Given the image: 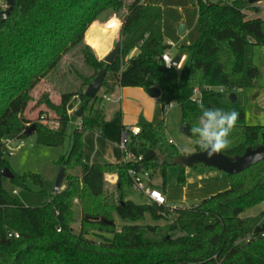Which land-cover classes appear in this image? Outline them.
Returning <instances> with one entry per match:
<instances>
[{
	"label": "trees",
	"instance_id": "trees-1",
	"mask_svg": "<svg viewBox=\"0 0 264 264\" xmlns=\"http://www.w3.org/2000/svg\"><path fill=\"white\" fill-rule=\"evenodd\" d=\"M194 1L199 36L183 47L191 57L182 84L176 69H167L161 61L170 46L163 38L159 7L131 0L124 13L125 0H15L6 19L0 13V264H264V216H245L264 205V161L227 176L226 191L195 206L172 209L149 201L136 205L124 194L132 187L129 170L146 169L152 178L154 170L164 177L167 166H177L174 160L182 154L167 141L163 120L154 124L140 119V133L131 136L127 145L132 161H84V135H102L104 126L99 110L92 115L97 98L91 101L84 96L100 70L106 71L104 80L111 74L120 87L158 88L162 115L167 104L176 102L188 137L200 115V104L237 111L230 146L221 151L226 156L242 155L246 148L260 145L264 126L244 124L238 92L252 87L258 77L251 57L253 47H264V21L246 18L244 11L250 5L244 0L225 5ZM101 16L117 17L118 40L125 38L112 65L99 61L85 44L86 30ZM76 48L91 74L81 77L78 90L63 93L59 104L47 95L37 102L36 106L44 105L55 114V130L41 124L40 117L32 122L24 115L31 92ZM135 48L139 54L126 61ZM220 87L225 92L217 91ZM231 93L236 100H229ZM77 98L82 108L80 126L72 131L70 149L57 164L64 170H79V177L65 174V188L46 205L27 207L3 189L1 171L10 170L4 141L25 138L24 131L34 124L38 144L61 147L68 124L77 118L79 108L68 114L71 100ZM119 119L117 113L114 121ZM200 151L196 146V152ZM184 169L179 167L180 184L185 182ZM109 174L117 177L112 192L106 183ZM27 177L13 174L11 181L25 187ZM32 180L42 184L39 176ZM161 191L165 192L164 180ZM74 202L81 215L77 232L72 227ZM147 218L154 224H143ZM9 233L19 237L8 238Z\"/></svg>",
	"mask_w": 264,
	"mask_h": 264
},
{
	"label": "rangeland",
	"instance_id": "rangeland-1",
	"mask_svg": "<svg viewBox=\"0 0 264 264\" xmlns=\"http://www.w3.org/2000/svg\"><path fill=\"white\" fill-rule=\"evenodd\" d=\"M130 2L131 0H125V8L123 10L124 13H126V6ZM260 3L264 5V0ZM172 54L174 56L180 55L181 57V61L179 63L180 69L176 68V75L178 82L182 84L186 81L191 56L189 51L176 46L172 48ZM251 59L253 65L257 67L259 71L258 77L254 81L252 87L238 92V96L244 108V124L247 126H264V47H253ZM127 60L128 58H126V61ZM90 74V69L83 65L79 50L77 48L71 50L63 57L57 68L45 79H43L31 92L32 100L28 104L25 111V117L30 119L32 122H35L40 117L41 120H39V122L41 124L49 129L55 130L58 127L55 121V114L44 105L36 106L37 102L47 95L52 103L56 105L59 104L63 93L78 90L82 84L81 77H86ZM104 83L105 85L114 83V77L111 74H108ZM104 94L105 91L103 86L96 97L97 103L94 106L92 115H95L96 110L100 111L101 119L104 121V127L102 129L104 131V133L102 132L104 137L101 138H104L106 141L110 140V142L116 144V150L119 149V153L121 152L122 155H124L122 150L119 148L120 125L114 121V118L112 120V115L109 113L111 103L101 99ZM171 103L166 105L164 115H162V109H160L161 115L157 123L163 120L167 141L177 147L178 150H181L184 154L188 155L191 152L196 151L197 145L195 144L194 139L181 132L180 127L182 124L180 122L179 109L178 107L176 108V104L169 107ZM71 104L73 106L72 111H75L80 107L78 98L72 99ZM88 113L89 111L87 110L84 115H89ZM140 119L141 116L137 115L129 119L128 123H124V126H139ZM79 123L80 119L75 118V120H72L68 124L65 131L64 143L61 147L42 146L37 143L35 134L27 136L21 140L16 139L15 142H13L12 147L15 148L17 145H21V148L15 151L13 155L7 156L9 167L13 174L18 176L27 175L28 177L26 178L25 187L15 186L11 179L3 178L2 185L5 192L16 201L30 208L42 207L46 205L53 195L54 183L61 168L57 162L61 156L66 155L69 151L72 140V131ZM83 143L85 145L84 159L87 160V157L90 158L89 156H91L95 149L94 143L90 138V133L84 135ZM114 144L111 143L109 147ZM185 149L188 150L185 151ZM86 160L84 161L86 162ZM188 169L194 168H185L184 173L185 171H190ZM65 174H71L79 177V170L66 169ZM33 176H39L41 178L42 184L40 186L33 182ZM178 177L179 167L177 166H167L164 177L160 170H154L152 186L161 191L164 180L167 194V206L170 208L195 206L193 204L200 201H194L192 199L191 190L186 192L182 190L184 183L180 184ZM116 181L117 177L115 175L109 174L106 176L107 188L110 192H112V186L116 183ZM65 186L66 181L64 180L61 189H64ZM192 187L193 186H190V188ZM207 191L211 192L210 189L202 190L199 193V196L207 194ZM124 194L127 200H130L136 205L144 204L146 202L142 195L135 191L132 187L125 189ZM73 210L75 222L72 227L77 232L80 226L81 218L80 207L77 202H74ZM263 212L264 206L260 205L249 210L245 216L254 217L261 214L263 217ZM143 224L153 225L154 222L147 218ZM120 226L121 222L117 221V227L119 228Z\"/></svg>",
	"mask_w": 264,
	"mask_h": 264
},
{
	"label": "crops",
	"instance_id": "crops-1",
	"mask_svg": "<svg viewBox=\"0 0 264 264\" xmlns=\"http://www.w3.org/2000/svg\"><path fill=\"white\" fill-rule=\"evenodd\" d=\"M249 1V0H244ZM213 2L221 5L231 4L233 0H214ZM140 3L144 6L159 7L162 12V34L164 41L170 46L167 51L170 56L175 57L172 54V48L174 46L183 48L191 45L197 39L199 35V22H198V9L194 0H140ZM249 4V3H248ZM250 8L244 11L248 20L260 18L264 21V5L260 2L255 4H249ZM257 9L258 12H255ZM114 22V26L108 28L107 25ZM120 26V20L117 17H113L107 20L105 17H101L94 22L85 32V44L92 48L97 59L102 61L113 50L118 40V29ZM184 27V30L179 32L178 27ZM184 49V48H183ZM185 50V49H184ZM139 54V49H133L127 56L128 59L136 57ZM179 56L180 55H176ZM181 61V57H180ZM179 61V63H180ZM105 94L110 97L109 113L112 115V120L117 113H119V125L121 130L127 126L124 123H128L129 119L140 115L141 119L148 123H157L160 118V97L151 98L144 89L138 87H120L115 79L114 83L104 86ZM177 108V105H176ZM99 116L101 113L99 111ZM135 120V119H134ZM104 127V126H103ZM104 133V131L102 130ZM119 133V139H120ZM103 134L90 132V138L92 139L95 149L94 152L87 157L86 163H121L124 161V155L119 153L116 144L105 140ZM15 140H12V144ZM114 144L109 147L110 144ZM181 154L183 151L179 150ZM196 151L191 152L190 154ZM189 155V154H188ZM185 171V182L182 187L184 192L191 190V197L194 201H202L199 199H207L218 193L229 189V180L225 173H222L214 168H206L203 166L194 167V169H188ZM153 177L151 178V184L153 183ZM190 186H193L190 188ZM211 190L206 192L207 194L199 193L202 190ZM164 195L167 200L166 190ZM200 202H195L196 205ZM263 205V204H261ZM260 206V205H259ZM264 206V205H263ZM258 207V206H257Z\"/></svg>",
	"mask_w": 264,
	"mask_h": 264
},
{
	"label": "water",
	"instance_id": "water-1",
	"mask_svg": "<svg viewBox=\"0 0 264 264\" xmlns=\"http://www.w3.org/2000/svg\"><path fill=\"white\" fill-rule=\"evenodd\" d=\"M7 9L2 12V16L4 19L7 18L8 14L11 12L14 6L15 0H4ZM234 1V0H233ZM263 0H249V4H255L258 2H261ZM184 27L180 26L179 32L183 31ZM125 38L121 39L116 43L113 50L105 57L103 62L107 65H112L116 58L120 54L121 50V44L122 41H124ZM180 57L175 56L172 58L171 61V68L176 69L177 65L179 64ZM106 71L100 70L98 71L96 77L89 83L87 86L84 96L88 100H95L100 89L102 88L103 80L105 77ZM145 92L151 97V98H159L161 96V91L156 87H151L145 90ZM229 100L234 101L236 100V95L234 93L229 94ZM82 114V108H79L76 117L80 118ZM35 125L32 124L27 130L24 131L23 136L27 137L32 135L35 132ZM180 130L182 133H184V126L180 127ZM261 143L256 148L248 147L244 151L242 155H237L234 157H229L221 152L213 156L211 159L208 158L207 154L203 151L200 152H194L189 155H181L180 157L176 158L174 160V164L183 167V168H193L198 165H201L206 168H214L222 173H225L227 176H234L238 175L245 170L251 168L252 166L264 161V134H262L261 137ZM1 175L5 179H12L13 174L8 168H4L1 171ZM65 177V170L63 167L60 168L58 175L56 177L54 188H53V194H57L60 192L63 181ZM97 220V219H95Z\"/></svg>",
	"mask_w": 264,
	"mask_h": 264
},
{
	"label": "clouds",
	"instance_id": "clouds-1",
	"mask_svg": "<svg viewBox=\"0 0 264 264\" xmlns=\"http://www.w3.org/2000/svg\"><path fill=\"white\" fill-rule=\"evenodd\" d=\"M171 63L166 64L170 66ZM177 68L180 69L179 64ZM173 102L169 107L174 106ZM200 115L197 122L189 129L190 138L211 159L216 154L230 146V134L233 131L239 113L235 110L223 108H209L203 104L199 105ZM188 149H185L187 151Z\"/></svg>",
	"mask_w": 264,
	"mask_h": 264
},
{
	"label": "built area",
	"instance_id": "built-area-1",
	"mask_svg": "<svg viewBox=\"0 0 264 264\" xmlns=\"http://www.w3.org/2000/svg\"><path fill=\"white\" fill-rule=\"evenodd\" d=\"M209 1H214V0H209ZM7 9V5L5 3L4 0H0V13H2L3 11H5ZM114 22L110 23L107 25L108 28H111L112 26H114ZM161 61L162 63L165 65V67L167 69H171V64L170 66H166V64L171 63L172 61V57L170 56V54L168 52H165L162 57H161ZM217 91H219L220 93L225 92V89L220 87L217 89ZM198 94L197 91H195L194 93V98L196 99V95ZM101 99L103 101H110V97H108L107 95H103L101 97ZM76 111V110H75ZM74 111L69 110L68 114L72 115ZM80 126V123L78 124L77 127ZM140 133V127L139 126H129V127H125L121 130L120 133V139H119V148L122 150L123 154H124V161L123 162H128V161H132L134 159V156L127 151V145L130 141V137L131 136H136ZM12 144V140H5L4 141V145L7 149V155L11 156L13 155V153L17 150H19L21 148V145H17L15 148H13L11 146ZM141 158H138V161H140ZM129 176L131 178L132 181V188L137 191L138 193H140L142 195V197L149 202H152L154 204L157 205H161V206H167V200L166 197L164 195V193L156 188H154L151 184V176H150V172L146 169H140V170H129ZM170 208V207H169ZM172 209V208H170ZM59 231V230H58ZM8 238H18L19 235L17 233H9L7 235Z\"/></svg>",
	"mask_w": 264,
	"mask_h": 264
}]
</instances>
